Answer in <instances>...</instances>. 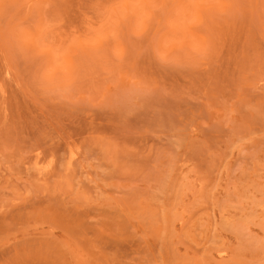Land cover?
I'll return each instance as SVG.
<instances>
[{"label":"rangeland","instance_id":"1","mask_svg":"<svg viewBox=\"0 0 264 264\" xmlns=\"http://www.w3.org/2000/svg\"><path fill=\"white\" fill-rule=\"evenodd\" d=\"M0 264H264V0H0Z\"/></svg>","mask_w":264,"mask_h":264}]
</instances>
